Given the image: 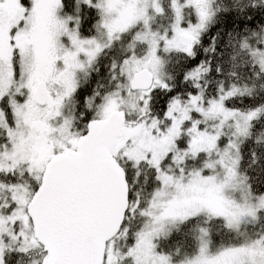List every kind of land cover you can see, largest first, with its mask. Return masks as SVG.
<instances>
[{
	"label": "snow or ice",
	"instance_id": "snow-or-ice-1",
	"mask_svg": "<svg viewBox=\"0 0 264 264\" xmlns=\"http://www.w3.org/2000/svg\"><path fill=\"white\" fill-rule=\"evenodd\" d=\"M0 264H264V0H0Z\"/></svg>",
	"mask_w": 264,
	"mask_h": 264
}]
</instances>
